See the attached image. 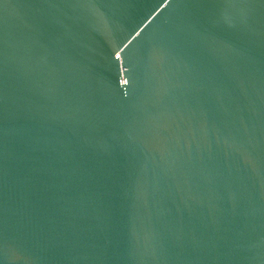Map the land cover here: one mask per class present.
I'll return each mask as SVG.
<instances>
[{
	"label": "water",
	"instance_id": "1",
	"mask_svg": "<svg viewBox=\"0 0 264 264\" xmlns=\"http://www.w3.org/2000/svg\"><path fill=\"white\" fill-rule=\"evenodd\" d=\"M0 264H264V2L0 0Z\"/></svg>",
	"mask_w": 264,
	"mask_h": 264
},
{
	"label": "snow or ice",
	"instance_id": "2",
	"mask_svg": "<svg viewBox=\"0 0 264 264\" xmlns=\"http://www.w3.org/2000/svg\"><path fill=\"white\" fill-rule=\"evenodd\" d=\"M216 2L222 8H226L228 6L236 5L238 3V0H216ZM262 2H264V0H262Z\"/></svg>",
	"mask_w": 264,
	"mask_h": 264
}]
</instances>
